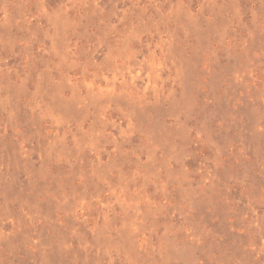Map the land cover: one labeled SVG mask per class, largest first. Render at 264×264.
Instances as JSON below:
<instances>
[{"label":"rangeland","instance_id":"374dc122","mask_svg":"<svg viewBox=\"0 0 264 264\" xmlns=\"http://www.w3.org/2000/svg\"><path fill=\"white\" fill-rule=\"evenodd\" d=\"M0 264H264V0H0Z\"/></svg>","mask_w":264,"mask_h":264}]
</instances>
